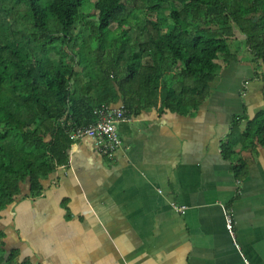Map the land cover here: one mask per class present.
I'll use <instances>...</instances> for the list:
<instances>
[{"label":"trees","instance_id":"16d2710c","mask_svg":"<svg viewBox=\"0 0 264 264\" xmlns=\"http://www.w3.org/2000/svg\"><path fill=\"white\" fill-rule=\"evenodd\" d=\"M88 1L0 0V217L24 183L30 197L43 193L68 162L69 129L95 122L103 103L123 102L126 115L197 110L237 60L236 29L264 81V0H94L87 14ZM259 145L264 106L236 116L221 143L237 178L247 173L241 151ZM4 238L0 264H33L18 248L7 253Z\"/></svg>","mask_w":264,"mask_h":264},{"label":"crops","instance_id":"0c3cea01","mask_svg":"<svg viewBox=\"0 0 264 264\" xmlns=\"http://www.w3.org/2000/svg\"><path fill=\"white\" fill-rule=\"evenodd\" d=\"M231 63L193 113L127 114L112 157L90 136L73 141L41 195L24 183L2 211L7 253L33 264H264V146L241 151L242 179L221 148L236 116L263 108L264 85Z\"/></svg>","mask_w":264,"mask_h":264},{"label":"built area","instance_id":"2783aa9c","mask_svg":"<svg viewBox=\"0 0 264 264\" xmlns=\"http://www.w3.org/2000/svg\"><path fill=\"white\" fill-rule=\"evenodd\" d=\"M125 112L126 108L123 102L103 103L95 109V113L98 115L97 120L86 126H72L69 129L70 138L76 141L90 136L101 154L112 157L122 143L118 123L126 117ZM226 221L227 228L232 233L233 219L228 212H226Z\"/></svg>","mask_w":264,"mask_h":264},{"label":"rangeland","instance_id":"374dc122","mask_svg":"<svg viewBox=\"0 0 264 264\" xmlns=\"http://www.w3.org/2000/svg\"><path fill=\"white\" fill-rule=\"evenodd\" d=\"M93 2H94V0L88 1L87 7H86V9H87L86 10V13L87 14H93V13L96 12L95 9L93 8ZM83 10L85 12V6L83 7ZM169 14H170V8L166 9L159 16L160 17H163V15H166L167 17H170ZM152 15H153V17H157L158 16L155 13L152 14ZM167 20H168V22H171L172 21L171 18H168ZM212 26H215L216 27V24L213 23ZM115 27H116V24L113 25V27L111 28V30L109 31L108 34H110L111 32H113L115 30ZM166 27L169 29V26H166ZM90 32H91V30L89 29V27H85L84 30H83V33H85V34H90ZM235 33H236V37H234L233 39H230L229 42L231 44V48H233V49H238V47H240V46L242 47L241 50L238 51V53H237V61L239 63L242 62L243 64L252 66L253 71H257L258 72V71L262 70L261 67H260V70L257 69V67H258L257 62L252 59L253 56L244 47L245 45H244V41L243 40H244L245 36L242 35L238 29L235 30ZM233 61H235V60L230 61V63L227 64V65L225 64L226 67L230 66V64H232L231 62H233ZM162 82H163V80H162ZM261 82L264 85V81H261ZM263 91H264V87H263ZM0 231H2V233H4V237H6V233L4 232V230H0Z\"/></svg>","mask_w":264,"mask_h":264}]
</instances>
